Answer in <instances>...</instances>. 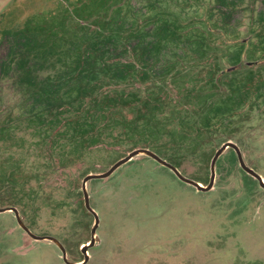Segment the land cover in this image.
Returning <instances> with one entry per match:
<instances>
[{"label":"rangeland","instance_id":"1","mask_svg":"<svg viewBox=\"0 0 264 264\" xmlns=\"http://www.w3.org/2000/svg\"><path fill=\"white\" fill-rule=\"evenodd\" d=\"M115 2L113 38L87 47L90 34H78L83 54L62 42L60 60L44 63L23 30H65L61 5L96 30L93 0H0V208L56 238L71 262L82 261L94 221L82 180L133 150L206 186L230 141L264 180V0ZM86 191L100 238L87 264H264V188L229 148L208 192L143 155ZM0 264L65 263L3 212Z\"/></svg>","mask_w":264,"mask_h":264},{"label":"water","instance_id":"2","mask_svg":"<svg viewBox=\"0 0 264 264\" xmlns=\"http://www.w3.org/2000/svg\"><path fill=\"white\" fill-rule=\"evenodd\" d=\"M227 147L233 148L238 156V160H239V164L240 167L249 175H251L252 177H254L260 187L264 188V180L262 179V177L257 174L256 172H254L252 169L248 168L241 157L240 151L238 150V147L233 144L232 142H226L224 143L213 155L211 162H210V166H209V171H210V178H209V182L208 184L203 187L201 186L198 182L189 179L187 177H184L180 174V172L172 165H170L169 163H167L166 161H164L163 159H161L160 157H158L156 154H154L153 152L146 150V149H137L134 150L132 152H130L129 154H127V156H125L124 158L118 160L117 162H115L106 172L102 173V174H89L87 175L83 180H82V184H81V190L83 193V199H84V204L86 209L93 215V224L91 226V231H90V240L85 243L82 244L80 247V252L83 255V259L80 262H71L68 261L66 258V252L62 246V244L54 237L52 236H36L34 234H32L29 229L22 223L19 214L17 212V210L15 208H3L0 209V213L1 212H5V211H12L15 214L16 220L19 224V226L33 239L35 240H48L51 241L53 244H55V246L60 250L61 252V256H62V260L65 264H87L89 259H90V254L88 252V250L90 248H92L93 246H95L96 244L100 243V238L98 236V234L96 233V229L98 227V217L97 215L92 211V209L89 206V202H88V194L86 191V182L91 180V179H100V178H106L108 176H110L118 167H120L121 165L125 164L126 162H128L129 160H131L132 158L138 156V155H146L151 157L152 159L156 160L159 164L169 168L174 174L175 176L182 182L187 183L191 186H193L194 188H196L198 191H202V192H207L209 190H211L214 186V180H215V164L216 161L218 159V157L225 151V149Z\"/></svg>","mask_w":264,"mask_h":264},{"label":"trees","instance_id":"3","mask_svg":"<svg viewBox=\"0 0 264 264\" xmlns=\"http://www.w3.org/2000/svg\"><path fill=\"white\" fill-rule=\"evenodd\" d=\"M70 1V0H69ZM82 3V2H81ZM85 5H88L87 3L84 2ZM93 8L92 11L94 12H98V17H93L89 20L90 24H95L98 26L97 30H93L91 27V25L86 26V24L82 19L81 20H77V21H73V30L75 31V36L72 38H66L64 36H42L39 38H34L33 33L30 35L29 39H28V48L30 52L35 51L36 53H41V57H43V62L44 63H51L54 61H58L60 60V56L62 55V50L61 48L62 46V42L63 45L67 48L65 50H67L68 54H71L72 52L75 51L76 54L80 53L83 54L87 47H90V45H93V38H95L96 41L100 40L101 38H113L112 33H108L111 30V27H115V18H117V16L119 15V13L121 12V9L123 5L118 6L115 2V0H108L105 5H97L95 3V0H93ZM99 7H97V6ZM89 6V5H88ZM72 9L74 10V12L76 11V7L73 6ZM72 10V11H73ZM68 14V10H65ZM104 14V15H103ZM74 20L75 17L73 16ZM82 21V22H80ZM101 21V23H100ZM94 27V26H93ZM82 32H79V31ZM90 33V41H89V46H82V44L84 42H86L85 37L84 38H80L77 36V33ZM119 32L117 31L116 34H118ZM105 35V36H103ZM77 36V37H76ZM42 48L43 51H39V49ZM78 49H80L78 51ZM55 50V51H54ZM58 50V51H57ZM57 51V52H56ZM51 57H55V59L52 61L50 60ZM73 61H71L72 63ZM81 62L80 60L77 61ZM75 63V62H74Z\"/></svg>","mask_w":264,"mask_h":264},{"label":"flooded vegetation","instance_id":"4","mask_svg":"<svg viewBox=\"0 0 264 264\" xmlns=\"http://www.w3.org/2000/svg\"><path fill=\"white\" fill-rule=\"evenodd\" d=\"M59 2H61V1H59ZM71 3V2H70ZM61 9L62 10H68V14H67V12L65 11V13L68 15V18L70 17V20H67V19H65L66 21V27H65V30L63 29V27H59V30H58V32H57V34L55 35V37H58V36H64L65 37V35H70V37H66V38H72V37H74L75 36V31L73 30V28H71L69 25H70V23H71V25H73V21H75L74 20V18H73V16H74V10L72 11L71 10V8H69L68 7V5H64V7L61 5ZM67 7V8H66ZM75 17V16H74ZM80 22H82V21H80ZM83 23V22H82ZM100 23H101V21H100ZM83 24H86V23H83ZM86 26H89V25H87L86 24ZM92 28H93V26H92ZM98 28H96V30H97ZM99 30V29H98ZM54 31H56V30H54ZM63 31V32H62ZM62 32V34H59V33H61ZM14 33H16V32H14ZM33 33V35H34V38H39V37H44V36H46L47 35V33H40V32H27L26 30H23V34L25 35V36H28V38L30 37L29 35L30 34H32ZM40 33V34H39ZM19 34H21V32L19 33ZM38 34H39V37H38ZM78 34H82V33H77V35ZM86 34H90V33H86ZM103 36H105V35H103ZM42 65H45V64H43L42 63ZM239 66H241V64H239ZM229 69H231V70H233L234 69V67H231V68H229ZM33 70H35V69H32V71ZM227 142H230V141H227ZM226 143V142H225ZM234 144V143H233ZM223 145V144H222ZM221 145V146H222ZM236 145V144H235ZM220 146V147H221ZM227 148H229V149H231V150H233L234 152H235V150L233 149V148H230V147H227ZM226 148V149H227ZM141 149V148H140ZM143 149V148H142ZM225 149V150H226ZM137 150V149H136ZM146 150H148V149H146ZM238 150H239V148H238ZM134 151V150H133ZM150 151V150H149ZM240 151V150H239ZM152 152V151H151ZM154 153V152H153ZM236 153V152H235ZM154 154H156V153H154ZM241 154V153H240ZM157 155V154H156ZM139 156V155H138ZM143 156H146V155H143ZM158 156V155H157ZM236 156H237V154H236ZM146 157H148V158H150V159H152L151 157H149V156H146ZM159 157V156H158ZM241 157H242V155H241ZM219 158V157H218ZM162 159V158H161ZM153 161H155L156 163H158L156 160H154V159H152ZM243 160V159H242ZM130 161V160H129ZM128 161V162H129ZM165 161V160H164ZM237 161H238V163H239V160H238V156H237ZM167 162V161H166ZM211 162V161H210ZM244 162V161H243ZM127 163V162H126ZM167 163H169V162H167ZM159 164V163H158ZM170 164V163H169ZM245 164V163H244ZM161 165V164H160ZM170 165H172V164H170ZM240 165V164H239ZM161 166H163V165H161ZM173 166V165H172ZM163 167H165V166H163ZM175 167V166H174ZM165 168H167V167H165ZM176 168V167H175ZM168 170H170L169 168H167ZM177 169V168H176ZM242 169V168H241ZM178 170V169H177ZM243 170V169H242ZM171 171V170H170ZM179 171V170H178ZM244 171V170H243ZM254 171V170H253ZM172 172V171H171ZM245 172V171H244ZM255 172V171H254ZM172 174L175 176V174L172 172ZM181 174V173H180ZM258 174V173H257ZM182 175V174H181ZM249 175V174H248ZM183 176V175H182ZM251 176V175H250ZM185 177V176H184ZM177 178V177H176ZM254 178V177H253ZM178 179V178H177ZM190 179V178H189ZM179 180V179H178ZM182 182V181H181ZM214 182H215V180H214ZM184 183V182H183ZM185 184H187V183H185ZM200 184V183H199ZM187 185H189V184H187ZM201 185V184H200ZM191 186V185H190ZM201 186H203V185H201ZM203 187H205V186H203ZM210 191V190H209ZM202 192V191H201ZM208 192V191H207ZM3 208H15V207H3ZM3 208H0V209H3ZM16 209V208H15ZM17 210V209H16ZM5 212H11L13 215H14V217H15V214L12 212V211H5ZM17 212H18V210H17ZM1 213H3V212H1ZM18 214H19V212H18ZM19 217H20V214H19ZM15 219H16V217H15ZM20 219H21V217H20ZM17 221V220H16ZM22 221V220H21ZM22 223H23V221H22ZM17 224H18V222H17ZM24 224V223H23ZM19 225V224H18ZM25 225V224H24ZM26 226V225H25ZM20 227V226H19ZM27 227V226H26ZM21 228V227H20ZM28 228V227H27ZM22 229V228H21ZM23 230V229H22ZM24 231V230H23ZM30 231V230H29ZM25 232V231H24ZM31 232V231H30ZM26 233V232H25ZM32 233V232H31ZM27 234V233H26ZM33 234V233H32ZM28 235V234H27ZM35 235V234H34ZM29 236V235H28ZM37 236V235H36ZM30 237V236H29ZM33 239V238H32ZM33 240H35V239H33ZM35 241H40V240H35ZM46 241H48V240H46ZM51 242V241H50ZM52 243V242H51ZM55 245V244H54Z\"/></svg>","mask_w":264,"mask_h":264},{"label":"crops","instance_id":"5","mask_svg":"<svg viewBox=\"0 0 264 264\" xmlns=\"http://www.w3.org/2000/svg\"><path fill=\"white\" fill-rule=\"evenodd\" d=\"M262 205H264V204H262Z\"/></svg>","mask_w":264,"mask_h":264}]
</instances>
